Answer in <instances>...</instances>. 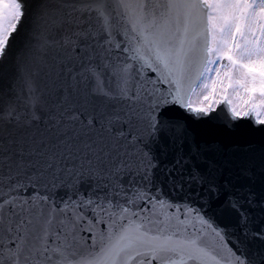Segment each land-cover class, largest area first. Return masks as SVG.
I'll return each mask as SVG.
<instances>
[{"label":"water","instance_id":"water-1","mask_svg":"<svg viewBox=\"0 0 264 264\" xmlns=\"http://www.w3.org/2000/svg\"><path fill=\"white\" fill-rule=\"evenodd\" d=\"M13 6L0 264H264V121L189 103L207 1Z\"/></svg>","mask_w":264,"mask_h":264},{"label":"rangeland","instance_id":"rangeland-1","mask_svg":"<svg viewBox=\"0 0 264 264\" xmlns=\"http://www.w3.org/2000/svg\"><path fill=\"white\" fill-rule=\"evenodd\" d=\"M206 1L212 46L191 104L207 110L209 100L210 108L224 95L232 111L253 103L264 117V0ZM242 10L248 12L244 17ZM223 56L229 65L222 63Z\"/></svg>","mask_w":264,"mask_h":264}]
</instances>
